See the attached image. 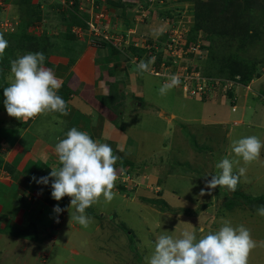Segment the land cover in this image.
<instances>
[{
  "label": "rangeland",
  "instance_id": "1",
  "mask_svg": "<svg viewBox=\"0 0 264 264\" xmlns=\"http://www.w3.org/2000/svg\"><path fill=\"white\" fill-rule=\"evenodd\" d=\"M155 1H148V4H152L148 5L150 9L148 20L140 23L137 29L134 27L136 30L132 31L134 32L132 35H136L138 41H144L146 38L159 40L162 38V33L169 31L173 26L169 17H164L160 13L158 15L157 5L160 6L162 3ZM61 2L65 4L66 0ZM100 6L106 8L107 2L106 4L105 1L101 2ZM184 6L186 7L185 4ZM159 8L161 9L162 6ZM136 10L132 9L130 12L136 13ZM147 12L145 11L146 16L142 20H146ZM171 12L174 13L173 22L176 24L192 22V16L185 10L181 14L174 10ZM8 14L12 17L14 15L12 12ZM102 18L105 19L103 21L111 20L110 16ZM137 18L135 16V20ZM46 23V32H51L52 29L59 30L57 15L49 12L42 25L38 28L31 26L29 31L41 33ZM114 25L118 26L116 18L111 27L115 28ZM0 27L4 31L10 30V27L5 30L2 24ZM75 49V52L79 53L80 48L76 46ZM182 64L184 62L179 63ZM141 73L139 83L144 86L145 91L142 96V106L138 107L140 113L132 117L133 126L124 120L119 129L125 135L122 137L125 142L122 143L123 139L120 140L119 147L122 146L130 157L134 158L136 155L137 160L145 159L147 163L151 162L145 163L142 171H139L138 167L130 171L135 178L126 186L129 189L136 187L130 191L126 190L128 193L117 191L116 187L119 184L117 178L112 189L113 199L106 201L101 196L91 205L94 214L88 215L85 212L90 218L87 228L70 219V212L75 211L74 208L68 211L70 202L67 209L58 214L57 222L54 208L45 204L43 195L39 191L42 200L30 204L26 198L14 200L9 196L11 193H20L0 187V204L4 208L1 215L10 216L14 221V223L9 222L11 228L7 226L6 229L0 230V264H146L145 258L152 254L156 238L160 234L179 238L181 232L187 229L193 231L199 239L209 232L219 230L225 221L233 227L243 225L250 230L256 247L250 251L247 264H264V216L257 213V209L261 206L257 205L252 209L249 205H242V193L249 196L264 194V146L261 148L259 158L249 164H245L231 150L234 140L248 136H256L264 145V134L256 126L263 122L252 124L251 120L249 122L245 117L244 123L233 124L242 111V100L239 97L236 102V112H230V104L227 102L224 108L227 122L220 123L216 120L217 115L213 117L214 112L223 107L202 101L200 95L197 101L183 97L179 86L177 89L173 87L161 96L159 91L163 85L161 78L149 73ZM153 102H158L169 112L172 110L176 113L173 126L169 125L167 128L165 121L158 117ZM88 109L86 106V110ZM251 113L252 111L249 115ZM4 117L8 118V126H5L6 129L0 128V137L9 129L12 130V134L20 133L18 120L13 121L9 115ZM4 117L0 114L1 119ZM41 118L39 125L48 122L46 125L53 133L54 129H58L57 126L49 123L52 119L49 112L42 114ZM183 123L188 124L187 131L182 130L185 126ZM252 125L255 126L251 127L250 131L243 129L244 126ZM40 131L41 129H38V134ZM42 135L51 140L49 134L42 133ZM208 135L213 139H211L213 143L205 138ZM192 136L197 138L201 146L209 142L213 153L208 152L204 155L203 152H196L190 143ZM203 146L209 147L208 144ZM113 153L116 154L114 150ZM161 158L165 161L158 163ZM223 158L233 162V173L236 175H239L241 167L246 168L232 195L219 186L209 193L205 185L206 179H211L212 175L222 171L216 168V164ZM119 169L121 168H118L116 173L120 172ZM119 179H122L121 176ZM157 182L159 186H156ZM123 183L126 184L125 181ZM202 189H205L204 195H201ZM156 191H159L160 198L173 207L172 211H163L142 199L143 196L156 197ZM225 194L236 202L235 207L227 209L223 206ZM27 207L29 210H26ZM20 208L25 215L18 211ZM32 212V215L37 216L38 224L34 223L36 220L32 222L30 219H25V217L29 218L28 214ZM201 228L204 229L203 232H200ZM32 231L36 232L35 238H32Z\"/></svg>",
  "mask_w": 264,
  "mask_h": 264
},
{
  "label": "trees",
  "instance_id": "2",
  "mask_svg": "<svg viewBox=\"0 0 264 264\" xmlns=\"http://www.w3.org/2000/svg\"><path fill=\"white\" fill-rule=\"evenodd\" d=\"M6 1H12V3L16 4L18 13L16 23H13L12 30L4 31L0 28V34H2L4 39L8 42V47L5 49L4 54L0 56V114L7 112L4 106L5 97L3 91L5 87L10 85L7 76L11 69V61L29 52L43 53L45 56L43 62L44 67L51 66L49 58L53 54L67 56L69 58L68 63L71 64L79 55V53L75 52V47L77 46L82 49L86 46L85 40L89 39L92 46L107 48L109 49L110 54H117L126 59L138 58L137 62H148L151 60V57L155 55L153 65L158 70L161 67L160 63L164 54L163 48L166 47V44L169 41L171 35L170 31L167 30L162 33V38H159V40L146 38L143 42L150 44L151 47L149 48L137 45L136 43L140 44L142 41H138L137 36L132 35V33L129 34V41H126L124 36V34H126L125 31L132 28L137 22L131 17L127 18V10L133 8L135 5L138 10H142L144 7L148 6L149 0H105V4L107 2L106 8L108 10L113 9L116 12L115 15L120 18V21L123 24L122 27H124V29L119 32H113L112 38L110 37L108 39H106L104 35L105 33H112V30H110L111 21L97 23L99 34H96L94 31H89L88 22L90 11L87 7L79 8L80 0H66L65 4L59 0ZM101 2L103 1L94 0V4L100 5ZM178 2L189 3L186 8L181 4L178 8V14H181L185 10L186 13H189L192 16V22L189 24L188 29L182 33L183 45L186 48H189L190 46L199 43L200 48L206 51L205 57H202L201 59L195 58L193 54L190 53V64H196L201 69L202 74L207 77H218L225 80L231 79L234 82H239L243 85L249 84L251 80L262 75L264 71V0H178ZM42 4H48L49 9H43L44 7H41ZM49 12H53L57 15V26H60L59 30L52 31L51 33L46 31L41 33H31L29 27L36 26L37 24L42 25ZM160 15L167 18L169 17L170 21L173 22V13L171 11H164L160 13ZM74 25L81 28V34H77L72 30ZM46 27L47 23L45 24L44 30ZM119 36L123 37L116 41V37L120 38ZM171 60V57H167L164 62L169 64ZM196 61H199V63H196ZM262 85L264 87V79ZM223 90L224 88H222V91ZM71 93L72 91L66 82L62 83V87L57 91V95L66 102L67 107ZM119 96L122 98L125 97L123 93L118 94L111 91L108 96L101 97V100L102 103L108 105L106 103L107 100L110 103L111 101L118 100ZM226 96L229 102L234 104L236 100L233 87L226 90ZM112 106L109 105L112 110H115V113L113 112L114 122L117 127H120L118 122L119 119H121L122 112L121 100L119 99L117 103H113ZM49 113L54 116L62 115L59 112ZM29 121L31 120L29 119L26 122L21 120L18 121L17 124L19 129L26 128ZM1 122L2 119L0 118V128H3L4 125H2ZM186 128L187 126L185 125L182 130L184 131L185 129V131H187ZM11 131V129L8 130V132L12 134ZM89 136L94 140L92 135ZM192 138L193 139L190 143L194 146L193 148L196 152H203L204 155L208 152L213 153V149L211 150L209 142L205 143L208 144L209 147H205L203 146L205 144L202 146L199 144V141L195 136H192ZM205 138L212 143L213 139L211 136H206ZM7 139L8 138L5 134L2 135L0 137V145L8 147V144L3 145ZM113 155L119 157L114 165L115 169L122 168L123 170H120L125 174H128L131 180L135 177L128 171H131L135 167H138L139 171H142V166L147 163L145 159H135L136 155L134 158L130 157V155H127L124 150L120 153H113ZM162 161L165 160L162 159L158 161V163H163ZM137 163L142 164H138V166ZM148 163L151 162L148 161ZM34 167V172L29 173L26 176L24 188L30 191H39L43 195L46 205L54 208V206L58 204L65 211L71 198L65 196L57 201L51 197V183L54 178L50 177L47 185L37 183L32 179L33 176L37 179L48 176L52 170L51 166L47 163L36 161ZM58 167H60L59 163H57V168ZM2 171L12 177H17L18 175L15 164L11 160H5L3 156H0V175L2 174ZM157 185L159 186L158 182ZM0 187H2V185H0ZM135 187L136 186H133L129 189L126 184L120 182L116 188L117 191L128 193L126 190L130 191ZM2 189L4 188L2 187ZM158 193L159 191L155 192L156 197L143 196L142 199L147 201L153 207H159L163 211H172L173 207H171L169 203H166L164 199L160 198V194L158 195ZM11 195L17 197L19 194L11 193ZM242 196V205H249L252 209L257 205L264 206V194L259 196H249L242 193ZM159 204H161V206H159ZM223 206L227 209H231L236 206V202L232 198L229 199L226 195ZM85 212L88 215L94 214L91 206L88 207ZM1 221L2 216H0V222ZM7 226H10L11 228L12 225L6 223L4 229H6ZM35 233L36 232L34 231L31 232V234H33L32 238H35Z\"/></svg>",
  "mask_w": 264,
  "mask_h": 264
},
{
  "label": "clouds",
  "instance_id": "3",
  "mask_svg": "<svg viewBox=\"0 0 264 264\" xmlns=\"http://www.w3.org/2000/svg\"><path fill=\"white\" fill-rule=\"evenodd\" d=\"M108 35L112 36L113 32ZM7 47V40L0 34V56L4 54ZM189 57H184L175 63L171 60L167 65H170L171 69L173 65L178 64L177 68L179 69V63L184 62L183 66L198 71L207 82L206 91L199 94L202 100L208 97L207 95L215 86L224 88L225 79L203 75L196 64L189 63ZM131 59L137 62L136 58ZM44 60L43 53L29 52L11 61V69L8 73H11L9 77L11 83L3 91L4 106L10 117L26 122L30 118L46 112H59L62 115H67L66 102L57 95L62 84L51 69L43 66ZM150 63H154V59L148 62L140 61L137 68L161 78L162 83H164L159 90L161 95H165L173 87L179 85L185 97L198 99L199 95H190L184 92L183 82L175 75L177 71L171 73L169 69L168 72L171 73V76L165 75L164 72L162 75L153 74L150 72L153 64ZM217 80H220V83ZM250 83L243 85L237 82L236 85L225 87L223 94L226 95V90L232 87L233 90L235 87L248 90ZM225 98L228 100L227 96ZM235 100L237 99L235 98ZM229 104L231 111L235 112L237 109L236 101L234 104L230 102ZM141 106L132 107L129 103L126 105L122 103L121 119H119L118 125L121 126L124 120L131 123L132 117L140 113L138 107ZM128 108H136L138 112L135 113ZM112 111L115 113V110ZM113 123L115 124V122ZM262 146L264 145L256 136H248L234 140L231 144V150L245 164H249L259 158ZM54 151L60 167H51L52 170L48 176L39 179L33 176L32 179L37 183L47 185L49 178H54L51 183V197L57 201L65 196L70 197L68 211L70 208L75 209L74 212L69 211L70 219L87 228L90 218L85 215V210L97 202L101 196L106 201H111L114 197L112 189L117 180L116 170L118 169H115L114 165L119 157L113 155L110 145L94 141L88 133L79 131L75 127L66 133V138L56 144ZM216 168L222 171L212 175L211 179L205 180L206 189L209 193L218 186L224 189L226 186V190L235 191L240 176L246 172V168L241 167L239 175L234 174L233 162L228 158H223L218 162ZM204 194L205 189H202L201 195ZM53 211L57 214L56 220L58 222V214L64 209L57 204ZM257 213L264 216V206L259 207ZM203 231L204 229L201 228L200 232ZM255 247L256 242L252 239L249 229L243 225L233 227L225 221L219 230L209 232L199 239L193 231L187 229L181 232L179 238L160 234L156 238L152 254L146 257L145 261L146 264H247L248 255Z\"/></svg>",
  "mask_w": 264,
  "mask_h": 264
},
{
  "label": "crops",
  "instance_id": "4",
  "mask_svg": "<svg viewBox=\"0 0 264 264\" xmlns=\"http://www.w3.org/2000/svg\"><path fill=\"white\" fill-rule=\"evenodd\" d=\"M51 1H55V0H51ZM89 1L90 0H80L79 8L87 7L90 11V3L94 2V0H91V2ZM158 2L162 3L160 5L162 6L161 9L159 8L160 6L156 4L158 15L159 13H162L164 11H172V10L178 13L179 12L178 8L179 6H181V4L182 5L185 4L186 7L189 4L187 2H183V3L178 2V0L155 1V3ZM84 3L87 4L84 5ZM148 5H152V4L150 3ZM41 7H44L43 9L45 10L49 9L48 4H42ZM132 9H137L136 5L133 8L127 10V18L131 17L133 18V20H135V16L138 15V13L137 10L136 13L134 12L131 13L130 11ZM144 9H146L145 11H148L146 20L140 22L135 21L136 23L132 27V29H134V27H136L137 29L140 23L142 22L145 23L148 20L150 9L148 6L144 7ZM9 12L14 13L13 17L8 14ZM106 12L111 17L110 20L111 22L106 20L107 22H110V30H112V32H119L123 30L124 29V27H122L123 24L121 23L120 18L117 15H115L116 12L113 9L110 10L107 9ZM17 13H18L17 5L12 3V1L0 0V23L4 20H9V22L11 23L10 30H12L13 28V23H16L15 17H17ZM9 17H12V19H10ZM115 18L118 19V26L114 25L116 26L114 28L111 27V24L115 21ZM38 27L39 24L34 26V28H38ZM75 27H79V26L74 25L72 27V30ZM44 31H46V29L44 30L43 28L42 32ZM52 31L53 29L51 30V32ZM79 33L81 34V31ZM85 43L86 46L83 47L82 49L80 48L78 57L71 64L68 63L69 58L67 56L53 54L49 58L50 59L49 61L51 62V66H45L46 68H49L54 72L55 76L58 78V80H60L61 84L66 82L72 91L69 99V104L67 107V115L54 116L49 113V116L52 118L49 121V123L57 126L58 129L57 130L54 129V133H53L46 125L48 122L39 125L38 123L40 122V120H42L41 118L42 114H40L34 118H30L31 121L28 122L26 128H21L19 130L20 133L17 132H14L13 134L8 132L4 133L9 140L7 139V141L3 145L8 144V147L0 145L1 146L0 156H3L5 160H11L15 164L18 175L17 177H12L9 174L2 171V174L0 175V185H2V187L5 190L11 192L17 191L18 193H20L19 196L17 197L14 195L13 196L9 195L14 200H18L19 198L23 197L29 200L30 204H35V201L42 200V198H40L41 196L40 193H38L37 191L28 192L24 188L26 183V176L29 173L34 172L35 169L34 164L36 163V161L47 163L51 167H57L58 158L54 151L55 146L60 140L66 138V133L72 127L79 129V131L86 132L88 133V135H92L94 141H98L100 143H106L110 145L112 150L115 151V153H120L123 150L122 146L119 147V141L123 139L122 143H124L125 139L122 137H124L125 135L120 132L119 129L121 128L117 127L113 123L114 113L112 111V108L109 107V105L112 106L113 103L114 104L117 103V101L120 99L124 105L129 103L130 106L132 107L141 106L142 105L141 101H143L142 96L144 95L143 92L145 90H144V86L139 83V77L142 76L141 72L144 73H148V72L141 71L137 68V65L140 62H134L131 58L126 59L123 56L117 54H110L109 49L107 48L105 49L97 46H92L90 44L89 39H86ZM170 71L171 73L178 71L177 66L173 65ZM10 75L11 73L8 74L7 76V80L9 84L11 83L9 79ZM263 79H264V74H262L258 78L251 80L250 83L251 90L250 89L246 90L243 89L242 87H235L234 90L235 98L238 100L239 97H241L242 111L241 113L238 114V117L235 118L234 121L236 124L234 125H239L244 123L243 120L245 119V117H247L248 121L250 122L251 120L252 124L263 122V124L256 126L260 128L264 134V87L262 85ZM178 86H176L175 88L177 89L180 87ZM111 91L118 94L123 93L125 97L122 98L121 96H119V99L115 101H111L112 103L111 102L109 103L107 100L106 103L108 105H105L104 103H102L101 97L108 96L109 93H111ZM181 94L183 97H185L182 91ZM207 96L208 97L206 99H203L202 101H208L210 103H214L217 106L223 107L220 108L218 111L214 112L213 118H215V115H217L218 117H216V120L220 123L226 124L227 119L224 108L227 105L228 100L225 98L226 95L223 94L222 88L219 86H215V88L212 91H210ZM197 100L198 99H195V101ZM249 100H251L252 102H250ZM86 106L89 108L88 110H86ZM162 106L163 105L158 102L153 104V107L157 108L158 117H161V119L165 121L167 128H169L168 127L169 125L172 126L174 125V119H176L177 115L174 111L171 110V112H169L167 109H165ZM128 109L135 113L138 112L136 108L133 109L128 108ZM79 111L81 113H78ZM250 111H252V113L249 115ZM230 112H232L231 109ZM2 115L3 117L5 115L8 116L7 112L2 113ZM10 118L13 121L18 120L15 117H10ZM211 118L212 117H210V119ZM7 119H8L7 117H4L1 122L2 125H4L3 126L4 129H6L5 126H8ZM183 124H185L186 126L188 125L186 123ZM254 126L255 125L244 126L243 129L245 131H248L251 129V127ZM38 129H41L39 134H38ZM42 133L49 134L51 140L46 139L45 135H42ZM226 136H228V134H226ZM1 153H4V155H2ZM3 209L4 208L0 204V216H2V221L0 222V230L4 229L6 223L7 224L9 222L14 223V221H12V218L10 216L3 217V215H1ZM21 209L22 208H20L18 211L22 213V215H25V213ZM26 210H29V207H27ZM32 214L33 212L28 214L29 218L25 217V219H30V221L32 222L36 220V222L34 223L38 224L37 216H35V214L34 215ZM14 217H15L14 219H16V216Z\"/></svg>",
  "mask_w": 264,
  "mask_h": 264
},
{
  "label": "built area",
  "instance_id": "5",
  "mask_svg": "<svg viewBox=\"0 0 264 264\" xmlns=\"http://www.w3.org/2000/svg\"><path fill=\"white\" fill-rule=\"evenodd\" d=\"M102 1L104 2L105 0H102ZM106 11H107L106 8H104L103 6L101 7L99 4H94V2H91V4H90V16H89L90 18H89V22H88L89 31H94L96 34H99L97 23H100L103 20H105L102 17L109 16ZM137 13H138V15H136V17H138V18L136 19V21H142V18L146 16L144 8L142 10L137 9ZM172 23H173L172 24L173 26L169 30L170 34H171L169 37V41L167 42L166 47L163 48L164 54L162 57V61L160 63L161 67L158 70L155 68L154 65H152V67L150 68V72L153 74H161L162 75L164 72L165 75L171 76V73L168 72V70L170 69V65H167L164 62L165 59H167V57H171L172 62H174V63L183 59L184 57L190 56L191 55L190 53H192L193 56L197 59H201L202 57H205L206 51L204 49L200 48L199 43H197L196 45L190 46L189 48H186L183 45L182 33H183V31L188 29V24L185 22H180V24H178V23L176 24L175 22H172ZM0 24H2L5 27V29H7L8 27L11 26V23L9 22V20H4ZM80 29H81L80 27H75L73 29V31L75 33H79L81 31ZM132 31H133V29H128L126 34H124L126 41H129V34L134 33ZM104 37L106 39H108L110 37L112 38V36H110L106 33H105ZM119 37L120 38L116 37L115 40L116 41L120 40L121 37H123V36H119ZM136 44L140 45V46H144L146 48L151 47L150 44L144 43L143 41L140 44H138V43H136ZM154 58H155V55H153L151 57V60H153ZM165 71H166V73H165ZM175 75L178 76L180 81L183 82L184 92H186L190 95L202 94L207 89L206 79L203 78L198 71L190 70L187 68V66L180 65L179 69ZM217 82L220 83V80H217ZM224 82H225L224 88L237 84V82H234L232 80H224ZM120 176L122 178L120 180L125 181L126 185H128V184H130V182H132V180L130 179V176L128 174H125L123 171H120L119 173H117L118 179L120 178Z\"/></svg>",
  "mask_w": 264,
  "mask_h": 264
},
{
  "label": "water",
  "instance_id": "6",
  "mask_svg": "<svg viewBox=\"0 0 264 264\" xmlns=\"http://www.w3.org/2000/svg\"><path fill=\"white\" fill-rule=\"evenodd\" d=\"M224 189V188H223ZM225 192L228 193L229 195H232L233 191H230V190H226V186H225Z\"/></svg>",
  "mask_w": 264,
  "mask_h": 264
},
{
  "label": "bare ground",
  "instance_id": "7",
  "mask_svg": "<svg viewBox=\"0 0 264 264\" xmlns=\"http://www.w3.org/2000/svg\"><path fill=\"white\" fill-rule=\"evenodd\" d=\"M163 18H164V17H163ZM137 60H138V58H137ZM136 64H137V63H136ZM137 165H138V164H137ZM137 165H136V166H137ZM133 166H134V165H133ZM138 166H139V165H138ZM143 166H144V165H143ZM142 168H143V167H142ZM121 169H122V168H121ZM122 170H123V169H122ZM116 171H117V170H116ZM128 172L130 173V171H128ZM128 172H127V173H128ZM132 174H133V173H131V175H132ZM118 180H120V179H118ZM120 181H121V180H120ZM119 183H120V182H119ZM121 183H122V182H121ZM156 186H158V185H156Z\"/></svg>",
  "mask_w": 264,
  "mask_h": 264
}]
</instances>
